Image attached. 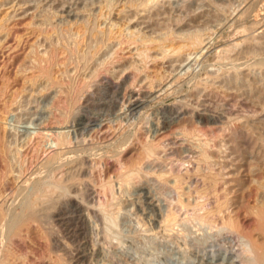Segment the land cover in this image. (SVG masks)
<instances>
[{"label":"rangeland","instance_id":"374dc122","mask_svg":"<svg viewBox=\"0 0 264 264\" xmlns=\"http://www.w3.org/2000/svg\"><path fill=\"white\" fill-rule=\"evenodd\" d=\"M107 1L117 2L108 7ZM127 2L0 0V39L12 35L0 50V160L8 161L1 166L19 190L15 197L11 187L4 191L0 209L11 207V216L36 192L38 180L44 189L62 179L48 197L51 204L38 207L46 217L32 220L23 237L7 234L10 217L0 224V264H257L242 234L262 241L257 213L264 210V0H155L144 12ZM41 12H47L46 23ZM79 22L87 23V31ZM193 34L202 36L206 49L187 56L182 39ZM59 43L67 50L55 52L52 66L41 63L57 71L51 72L52 86L45 78L33 81L35 53L46 57ZM142 47L144 60L137 57ZM228 47L225 59L221 50ZM92 49L88 61L78 59ZM11 56L20 63L14 70ZM92 74L89 92L74 96ZM53 78H59L55 84ZM63 134L69 143L59 145ZM126 172L132 174L128 182L120 179ZM171 212L175 222L164 228L162 219ZM207 212L210 223L198 218ZM228 215L240 233L222 227Z\"/></svg>","mask_w":264,"mask_h":264},{"label":"bare ground","instance_id":"6f19581e","mask_svg":"<svg viewBox=\"0 0 264 264\" xmlns=\"http://www.w3.org/2000/svg\"><path fill=\"white\" fill-rule=\"evenodd\" d=\"M126 1H128L127 3L129 4V6L130 7H135V9H137V10H140L141 12L143 11H146V10H149L148 8L150 7L151 9H152V7L150 6V5H152V3L155 1V0H137V1H135V0H126ZM29 2V1H28ZM108 2V1H107ZM114 2V1H113ZM117 2V1H116ZM115 2V3H116ZM157 2V1H156ZM64 3V2H63ZM115 3L114 4H112V5H115ZM108 4H110V2H108ZM111 4L110 5H108V7L110 6L111 7ZM106 5V4H105ZM156 5V4H155ZM102 6H104V5H102ZM101 6V7H102ZM129 6H127V7H129ZM35 7V6H34ZM108 7L106 6V8L108 9ZM113 7V6H112ZM36 8V7H35ZM126 8V7H125ZM89 9V8H88ZM117 9V8H116ZM72 10V9H71ZM110 10V11H109ZM109 10H107L108 12H111V10H112V8L111 9H109ZM123 10H125V9H123ZM63 11V10H62ZM68 11V10H67ZM69 11H70V9H69ZM73 11V10H72ZM122 11V10H121ZM102 12V11H101ZM140 12V13H141ZM245 12V11H244ZM45 13H47V12H45ZM45 13H43L42 14V12H41V14L43 15V17H42V19L44 20L45 19V23H46V14ZM74 13V12H73ZM106 14H107V12H105ZM48 14H49V12H48ZM47 14V15H48ZM102 14V13H101ZM105 14V15H106ZM126 14V13H125ZM64 15V14H63ZM89 15V14H88ZM49 16V15H48ZM54 16V15H53ZM78 16V15H77ZM103 16V15H102ZM51 17H52V15H51ZM60 17V16H59ZM48 18H50V17H48ZM65 18V17H64ZM66 18H68V17H66ZM78 18V17H77ZM52 19V18H51ZM55 19V18H54ZM53 19V20H54ZM93 19V18H92ZM128 19V18H127ZM42 20V21H43ZM65 19H63V21H64ZM71 20H75L74 19V17L71 19ZM88 20V19H87ZM94 20V19H93ZM237 20V19H236ZM50 21V20H49ZM62 21V20H61ZM83 21V20H82ZM244 21V20H243ZM44 22V21H43ZM57 22H59V21H57ZM77 22V21H76ZM85 22V21H84ZM60 23V22H59ZM70 23V22H69ZM68 23V24H69ZM72 23H73V21H72ZM82 23V22H81ZM236 23V22H235ZM47 24H48V22H47ZM58 24V23H57ZM65 24V22L63 23V25ZM71 24V23H70ZM74 24V23H73ZM77 24V23H76ZM79 24H80V22H79ZM78 24V25H79ZM87 24V23H86ZM86 24H83L82 23V25L80 24V26L82 27V30L84 29V30H86L87 31V29H86ZM92 24V23H91ZM240 24H241V22H240ZM41 25H42V23H41ZM50 25V24H49ZM62 25V26H63ZM72 25V24H71ZM40 26V25H39ZM75 26V25H74ZM80 26H77L78 28L80 27ZM1 27V26H0ZM37 27V26H36ZM53 27V26H52ZM58 27H60V24H59V26ZM67 27V26H66ZM66 27L64 26L62 29H66ZM237 27V26H236ZM5 28V27H4ZM7 29V28H6ZM57 29V28H56ZM67 29H68V27H67ZM77 29V28H76ZM240 29V28H239ZM8 30V29H7ZM39 30H41V28L39 29ZM53 30V29H52ZM51 30V31H52ZM60 30V29H59ZM69 30H71V28L69 29ZM69 30H68V32H69ZM73 30V29H72ZM78 30V29H77ZM121 30V29H120ZM1 31V30H0ZM38 31V30H37ZM54 34L56 33V30L54 29ZM90 31V30H89ZM6 32V31H5ZM31 32H32V30H31ZM43 32V31H42ZM60 32V31H59ZM58 32V33H59ZM67 32V33H68ZM78 32V31H77ZM92 32V31H91ZM120 32V31H119ZM1 33V32H0ZM38 33H40V32H38ZM38 33H36V34H38ZM44 33V32H43ZM46 33V32H45ZM45 33H44V35H45ZM63 33H64V31H63ZM66 33V32H65ZM66 33V34H67ZM85 33V32H84ZM93 33V32H92ZM107 33H109V32H107ZM122 33V32H121ZM193 33V32H192ZM195 33V32H194ZM15 34V33H14ZM40 34H42V33H40ZM50 34V33H49ZM53 34V33H52ZM91 34V33H90ZM95 34V33H94ZM101 34H103V33H101ZM110 34V33H109ZM120 34V33H119ZM201 34V33H200ZM200 34H193V35H191V36H189L188 38H184V39H182L183 41L184 40H186L187 39V44L186 45H184V47H188V49H186V48H184V49H186V50H189V52H188V55L187 56H191V54L193 53V52H195L196 50H199L200 52L201 51H203L204 49H206L205 47H206V43H204L205 41H203V38H202V36L200 35ZM39 35V34H38ZM51 35V34H50ZM56 35V34H55ZM71 35V34H70ZM80 35H81V32H80ZM96 35V34H95ZM121 35V34H120ZM188 35V34H187ZM187 35H186V37H187ZM190 35V34H189ZM11 36L12 35H10V33H7L6 35H4V37L5 38H3L2 40L0 39V50L1 49H3V48H5V44L6 43H9L10 42V39H11ZM40 36V35H39ZM47 36H49V35H47ZM46 36V37H47ZM59 36V35H58ZM65 36V35H64ZM82 36H84V38H85V35H82ZM112 36V35H111ZM130 36H131V33H130ZM129 36V39L131 38ZM134 36V35H133ZM181 36V35H180ZM16 37V36H15ZM50 37V36H49ZM49 37H47V38H49ZM59 37H61V35L59 36ZM72 37V36H71ZM92 37V36H91ZM100 37V36H99ZM103 37V36H102ZM110 37V36H109ZM136 37V36H135ZM169 37V36H168ZM172 37V36H171ZM173 37H174V35H173ZM182 37V36H181ZM17 38V37H16ZM15 38V39H16ZM44 38V37H43ZM68 38H70V36L68 37ZM82 38V37H81ZM137 38V37H136ZM150 38V37H149ZM148 38V39H149ZM162 38V37H161ZM166 38V37H165ZM165 38H163L164 40H165ZM251 37H249L248 39L247 38H245L246 39V41H247V44L250 46L252 43H253V39H250ZM65 39H66V37H65ZM91 40H92V38H90ZM128 39V38H127ZM128 39V41L130 42V40ZM134 39V38H133ZM133 39H131V42H133L134 40ZM172 38H170L169 39V41L171 40ZM173 39H176L175 37L173 38ZM205 39V38H204ZM12 40V39H11ZM54 40V39H53ZM52 40V41H53ZM63 40V39H62ZM67 40V39H66ZM84 40V39H83ZM90 40V41H91ZM100 40V39H99ZM107 40V39H106ZM108 40H109V38H108ZM133 40V41H132ZM141 40H142V43H143V39L141 38ZM24 41V40H23ZM28 41V40H27ZM45 41V40H44ZM67 41H69V40H67ZM79 41V40H78ZM96 41H98V40H96ZM100 41H102V40H100ZM128 41H127V43H128ZM139 41V40H138ZM149 41H151L150 39H149ZM148 41V42H149ZM153 41V40H152ZM157 41H159V39L157 40ZM156 40H155V42H157ZM172 42H173V40H171ZM179 41V40H178ZM29 42V41H28ZM48 42V41H47ZM50 43H51V40L49 41ZM56 42H57V39H56ZM61 42H63V41H61ZM72 42V41H71ZM84 42V41H83ZM89 41H87V43H88ZM99 42V41H98ZM97 42V43H98ZM126 42V41H125ZM140 42V41H139ZM162 42V41H161ZM165 42V41H164ZM167 42V41H166ZM171 42V43H172ZM67 43V42H66ZM100 43V42H99ZM126 43V44H127ZM136 43V42H135ZM159 43V42H158ZM179 43H180V41H179ZM181 43H183V42H181ZM16 44V43H15ZM14 44V45H15ZM52 44V43H51ZM60 44V43H59ZM72 44H73V42H72ZM81 44V43H80ZM92 44V45H91ZM90 45L88 44V46L90 47V48H92V46L94 45L93 44V41H92V43H91ZM104 44V43H103ZM130 44V43H129ZM133 44V43H132ZM141 44V43H140ZM140 44H139V46H140ZM147 44H150V43H147ZM152 44V43H151ZM154 44H156V43H154ZM160 44V43H159ZM164 44V43H163ZM13 45V44H12ZM34 45V44H33ZM36 45V44H35ZM39 44H37V46H38ZM41 46H42V44H40ZM57 45V44H56ZM61 45V44H60ZM131 45V44H130ZM144 45V44H143ZM173 45V44H172ZM231 45H233V44H231ZM253 45V44H252ZM17 46V45H16ZM50 46V45H49ZM66 46V45H65ZM65 46L63 47L62 45L60 46V47H54V46H52V47H50V48H52V50H51V54L49 53V54H47V56L45 57V56H42V55H45V54H41V55H39V54H37V52L35 53V55L33 56L31 53V57L33 56L34 57V60L35 61H37V64H31L30 66H31V71H32V69H35L34 71H36L37 72V76H35V77H32L31 76V79L34 81H36V80H38L39 81V78H45L46 79V81L47 80H49L48 81V83L50 82V78H51V72H54V71H52V67H51V69L46 65L45 66V64H44V66H42L41 65V63H43L44 61H46V63L47 62H49L48 64H49V66H52L53 64V59H54V57L56 56V51L58 50V49H60L61 50V47H63L64 48V50H67L66 48H65ZM72 46V45H71ZM73 46H75L74 44H73ZM128 46V45H127ZM159 46V45H158ZM161 46H163V45H161ZM164 46H167V45H164ZM22 47V46H21ZM21 47H20V49H21ZM32 47V46H31ZM36 47V46H35ZM83 47H84V45H83ZM86 47H87V45H86ZM94 47V46H93ZM148 47V46H147ZM146 47V48H147ZM153 47V46H152ZM157 47V46H156ZM173 47V46H172ZM179 47H181V46H179ZM183 47V46H182ZM181 47V48H182ZM14 48V47H13ZM12 48V49H13ZM16 48V47H15ZM37 48V47H36ZM69 48V47H68ZM73 48V47H72ZM80 48H82V47H80ZM143 48V47H142ZM169 48V47H168ZM177 48V47H176ZM176 48L174 49L175 50V53H176ZM181 48H180V52H181ZM10 49L11 48H9V51H10ZM70 49V48H69ZM75 50H77L78 49V46L76 45L75 46V48H74ZM150 49V48H149ZM165 49V48H164ZM170 49H171V47H170ZM183 49V50H184ZM223 49V48H222ZM230 49H232V47H228V49L226 48H224L223 50H221V52H224L225 51V53L223 54L224 56H222L223 58H225L226 57V55L225 54H227L228 55V53H227V51L230 53ZM249 49V48H248ZM14 50V49H13ZM12 50V51H13ZM35 49H33V51H34ZM37 50V49H36ZM39 50V49H38ZM45 50V49H44ZM59 50V51H60ZM64 50H63V52H64ZM93 50L94 49H92V52H93ZM159 50H162V49H159ZM167 50V49H166ZM166 50H162L163 52L165 51L166 52ZM169 50V49H168ZM167 50V51H168ZM173 50V49H172ZM192 50H193V52H192ZM30 51H32V50H30ZM32 51V52H33ZM62 51V50H61ZM90 51H91V49H90ZM88 52V54H86L85 52H84V54L82 53L80 56H79V58L78 59H86V58H90L91 56H94L93 54H94V52L92 53V52ZM138 51H139V49H138ZM142 51V50H141ZM20 52V50H18V52L17 53H19ZM45 52V51H44ZM43 52V53H44ZM70 52V50L68 51V53ZM71 52H73V51H71ZM146 52H147V50H146ZM161 52V51H160ZM187 52V51H186ZM221 52H220V54H221ZM12 53V52H11ZM39 53H40V51H39ZM53 53V54H52ZM55 53V54H54ZM149 53V52H148ZM171 53V52H170ZM169 53V54H170ZM1 54V53H0ZM13 54V53H12ZM11 54V55H12ZM16 54V53H15ZM34 54V53H33ZM67 54V53H66ZM89 54H91V56H88ZM138 54V58H141V60H144L145 59V57H147V55L148 54H146L145 52H144V48H143V52H139V53H137ZM136 54V55H137ZM161 54V53H160ZM163 54V53H162ZM165 54V53H164ZM163 54V55H164ZM198 54V53H197ZM14 55V54H13ZM24 55V54H23ZM25 55H28V54H26L25 53ZM24 55V57H26ZM55 55V56H54ZM150 55V54H149ZM166 55V54H165ZM167 55H168V53H167ZM176 55V54H175ZM180 55V54H179ZM7 56V55H6ZM74 56V55H73ZM87 56V57H86ZM218 56V55H217ZM216 56V57H217ZM228 56H230V55H228ZM30 57V56H29ZM33 57L32 58H29V62L30 63H32L30 60L31 59H33ZM71 57V56H70ZM70 57H67V58H70ZM149 57V56H148ZM157 57V56H156ZM168 57V56H167ZM176 57V56H175ZM182 57V56H181ZM20 58V57H19ZM23 58V57H22ZM153 58V57H152ZM164 58V57H163ZM166 58V57H165ZM180 58V57H179ZM187 58V57H186ZM227 58V57H226ZM225 58V59H226ZM21 59V58H20ZM25 59V58H24ZM26 59H28V58H26ZM76 59V58H75ZM151 59V58H150ZM155 59V58H154ZM6 60H9V59H6ZM11 60L12 61H10V66L12 65V69H13V67L15 68L17 65H18V63H19V60H18V63L16 64V62H17V59H16V56H11ZM33 60V61H34ZM64 60L66 61V59L64 58ZM71 60V59H70ZM70 60H67L68 62L70 61ZM90 60V59H89ZM21 61H22V59H21ZM25 61V60H24ZM43 61V62H42ZM86 61H88L87 59L85 60V62ZM113 61V60H112ZM111 61V62H112ZM148 61V60H147ZM2 62V61H1ZM3 62H4V60H3ZM23 62V61H22ZM54 62H55V60H54ZM74 62H75V60H74ZM142 62V61H141ZM29 63V64H30ZM45 63V62H44ZM81 63V62H80ZM108 63V62H107ZM113 63H114V61H113ZM15 64V65H14ZM20 64V63H19ZM59 64V63H58ZM57 63H56V66L58 65ZM78 64V63H77ZM77 64H76V66H77ZM82 64V63H81ZM83 64H85V63H83ZM90 64V63H89ZM6 65V64H5ZM5 65L4 66H2V67H5ZM22 65V64H21ZM20 65V66H21ZM64 65H65V63H64ZM63 65V66H64ZM106 65V64H105ZM23 66V65H22ZM59 66V65H58ZM73 67H75L74 65H72ZM28 68H29V65L27 66ZM48 67V68H47ZM60 67V66H59ZM59 67H58V69H59ZM62 67V66H61ZM65 67V66H64ZM82 67H84V66H82ZM87 67V66H86ZM93 67V66H92ZM80 68H81V66H80ZM2 69V68H1ZM6 69V68H5ZM8 69V68H7ZM6 69V70H7ZM17 69V68H16ZM23 69V68H22ZM21 69V71L24 73V71L25 70H22ZM27 69V68H26ZM66 69H67V67H66ZM103 69H105V68H103ZM138 69V68H137ZM14 70V69H13ZM2 71H3V69H2ZM21 71H18V72H21ZM28 71H29V69H28ZM31 71H30V73H31ZM70 71V70H69ZM79 71H81V70H79ZM57 72V71H56ZM56 72H54V73H56ZM87 72V71H86ZM4 73H6V72H4ZM85 73V72H84ZM92 73H94V72H92ZM13 74V73H12ZM17 74V73H16ZM34 74H35V72H34ZM67 74V73H66ZM99 74V73H98ZM6 75V74H5ZM22 75V74H21ZM54 75V74H53ZM8 76V75H7ZM15 76V75H14ZM17 76V75H16ZM24 76V75H23ZM56 76V75H55ZM95 76H96V74H95ZM3 77H5L4 76V74L2 73V72H0V79H2ZM53 77V76H52ZM68 77V76H67ZM87 77H90V76H86V78ZM98 77V76H97ZM9 78V77H8ZM8 78H7V80H8ZM17 78V77H16ZM25 78V77H24ZM85 78V79H86ZM207 78V77H206ZM26 79H28L27 78V76H26ZM30 79V78H29ZM40 79V80H41ZM57 79H59V78H57ZM56 79V80H57ZM87 79H89V78H87ZM94 74H92V77H90V79L88 80V82L87 81H85L84 83L85 84H82L81 86L82 87H80L79 85V87H77L78 89L77 90H75L74 92H75V94L77 93L76 91H78V92H80V91H83V90H87L88 91V89L87 88H91L92 87V85H91V83H94L93 81H94ZM31 80V81H32ZM56 80L54 81V78L53 79H51V81H53L54 82V84H55V82H56ZM68 80H69V78H68ZM84 80V79H83ZM82 80V81H83ZM3 81V80H2ZM9 83L11 82L10 81V78H9ZM13 81H14V79H13ZM29 81V80H28ZM33 81H32V83H33ZM46 81L44 80V82L46 83ZM59 81V80H58ZM81 81V82H82ZM101 81V80H100ZM1 82V81H0ZM30 82V81H29ZM52 82V83H53ZM2 83V82H1ZM31 83V82H30ZM47 83V84H48ZM51 83V82H50ZM50 83H49V85H50ZM72 83V82H71ZM57 84V83H56ZM60 83L58 82V85H59ZM5 85L7 86V84L5 83ZM12 85V84H11ZM34 85V84H33ZM45 85V84H44ZM70 85V84H69ZM91 85V86H90ZM2 86H4V85H2ZM9 86V85H8ZM47 86V85H46ZM50 86H52V85H50ZM24 86H22V88H23ZM31 87V86H30ZM45 87V86H44ZM47 87H49V86H47ZM25 88V87H24ZM29 88V87H28ZM46 88V87H45ZM50 88V87H49ZM48 88V89H49ZM53 88V87H52ZM63 88V87H62ZM6 89V88H5ZM5 89H3V90H5ZM21 89V88H20ZM27 89V88H26ZM34 89H35V87H34ZM43 90H44V88H42ZM47 89V90H48ZM66 89V88H65ZM71 89V88H70ZM160 89H161V87H160ZM2 90V89H1ZM9 90H10V87H9ZM24 90V89H23ZM29 90V89H28ZM31 90V89H30ZM60 90H62V89H60ZM74 90V89H73ZM7 91V90H6ZM21 91H22V89H21ZM69 91H71V90H69ZM45 92V91H44ZM62 92V91H61ZM68 92V91H67ZM84 92V91H83ZM89 92V91H88ZM3 93V92H2ZM82 93V92H81ZM85 93V92H84ZM7 94V93H6ZM67 94V93H66ZM79 94V93H78ZM2 95V94H1ZM5 95V94H4ZM68 95V94H67ZM5 96H7V95H5ZM74 96H77V94L76 95H74ZM79 96H80V94H79ZM70 97H71V94H70ZM76 98V97H75ZM68 99V98H67ZM74 100V99H73ZM136 100V99H135ZM79 101V100H78ZM76 102V101H75ZM134 103H135V101H134ZM70 104V103H69ZM71 105H72V102H71ZM70 106V105H69ZM71 107V106H70ZM74 108V107H73ZM62 137H60V138H58V144L59 145H65V144H67V143H69L68 142V140L66 139V137H64L65 135L63 134V135H61ZM3 137V136H2ZM1 137V138H2ZM0 138V139H1ZM70 140V139H69ZM12 143H13V141H12ZM5 144V143H4ZM8 144V143H7ZM10 144V143H9ZM204 144L205 143H203V146H204ZM154 146H155V144H153ZM153 145L151 146V147H147L146 148V153L148 154V156L149 155H153V153H154V147H153ZM202 145V144H201ZM206 145V144H205ZM4 146V145H3ZM6 146V145H5ZM10 146V145H9ZM200 147V146H199ZM202 147V146H201ZM204 147H207V146H204ZM203 147V148H204ZM4 148V147H3ZM9 148V147H8ZM8 148L6 149V152H8ZM14 148V147H13ZM16 148V147H15ZM14 148V149H15ZM5 149V148H4ZM201 149V148H200ZM12 150V149H11ZM10 150V148H9V152L11 151ZM17 150V149H16ZM89 150V149H88ZM197 150H199L198 148H197ZM204 150H206V149H204ZM14 152H15V150H13ZM207 151H208V149L206 150V153H207ZM71 152V151H70ZM198 152V151H197ZM18 153H19V151H18ZM200 155H205L206 153L201 149L200 150V152H198ZM205 153V154H204ZM8 154V153H7ZM14 154V153H13ZM15 154H17V153H15ZM18 155V154H17ZM206 155H209V154H206ZM4 156L5 157H9V155L8 156H6V154L4 153ZM13 156H16V155H13ZM12 156V157H13ZM19 156V155H18ZM63 156H65V155H63ZM63 156H60V159L63 157ZM10 157H11V154H10ZM199 158H200V156H198ZM209 157H210V155H209ZM209 157L207 158V159H209ZM0 158H4V157H2V156H0ZM6 158V159H7ZM1 159V160H2ZM50 159V158H49ZM59 158H57V160H58ZM64 159V158H63ZM63 159H61L62 161H63ZM1 160H0V197H2L4 194H3V192L5 191V193H6V190L8 189V190H10V187L12 186L13 187V185H11L10 186V184H9V181H8V178H7V173H5V171H4V164L6 163V162H8V161H6L5 159H4V161H2L1 162ZM9 160V159H8ZM56 160V159H55ZM73 160H75V159H73ZM52 161V160H51ZM59 161V160H58ZM10 162H13V161H10ZM47 162V161H46ZM45 162V163H46ZM1 163L3 164V167L1 166ZM55 163V162H54ZM53 163V164H54ZM59 163V162H58ZM43 164V163H42ZM52 164V163H51ZM70 164V163H69ZM6 165H8V164H5V166ZM77 165V164H76ZM43 166V165H42ZM46 166V165H45ZM47 166H48V163H47ZM10 167V166H9ZM7 168V167H5V168H7L6 169V171L8 170V171H11L10 170V168L12 167H10V168ZM15 167V166H14ZM12 169V168H11ZM21 169V168H20ZM43 169H44V167H43ZM18 170V169H17ZM7 171V172H8ZM15 172H16V170H14ZM21 171V170H20ZM19 171V172H20ZM11 172H13V171H11ZM14 172V173H15ZM18 172V171H17ZM78 172V171H77ZM130 172V171H129ZM9 173V172H8ZM76 173V172H75ZM79 173V172H78ZM131 173H133V171H131ZM131 173H128V172H126V173H124L123 174V176H121L120 177V179H122L124 182H128V179H129V176H130V174ZM36 174V173H35ZM34 174V175H35ZM63 174V173H62ZM9 175V174H8ZM14 175V174H13ZM13 175H11V176H13ZM73 175H74V173H73ZM19 176H21L20 174H19ZM29 176V175H28ZM66 176V175H65ZM75 176H76V174H75ZM75 176H73V177H75ZM131 176H132V174H131ZM67 177V176H66ZM72 177V176H71ZM68 177L69 179V181H71V185L72 186H75V184H74V181L76 182V181H78V180H74V178L72 177ZM18 178V177H17ZM60 178H61V174H60ZM131 178V177H130ZM25 179V178H24ZM56 179V178H55ZM57 179H59V178H57ZM119 179V178H118ZM10 180H11V178H10ZM54 180V179H53ZM60 180H62V179H59V180H55V182L53 183V185H49V186H46L44 189H43V187L41 186V183H40V181L38 180L37 182H36V184H35V186L37 187V189H36V192H31V193H33L32 194V196L29 198V199H27V200H25V202H22L23 204L21 205V208H17V209H19V211L17 212L16 211V213H14L13 215H11V213H10V215L11 216H8V215H6V212H9V211H11V207L9 208V206H8V208L10 209H8L7 211H4L5 210V207H4V209L2 210V209H0V224L3 226V224L5 223L4 221L7 219L8 220V218H7V216L8 217H10L11 219H9L10 221L8 222V224H7V227H6V231H7V234L9 235V237L12 239H14L15 237L17 238V237H23V235L21 236V233L22 232H25V230H27L28 231V229L30 228V224L33 222L32 220H34V222L33 223H35V219H36V223L38 222L37 221V217L38 216H40V214L38 213L39 211V209H38V207L40 208V207H42L41 205L43 204V202H45L46 200L48 201V197L50 196V193H52V191H53V189L54 190H56V192H57V190H59V188H57V187H59V185H61L60 184ZM130 180V179H129ZM172 182H173V186H174V188H178L179 187V185H180V179L179 178H177V177H175V178H172ZM26 181V180H25ZM36 181V180H35ZM80 181V180H79ZM120 181V180H119ZM118 181V182H119ZM11 182V181H10ZM109 182V181H108ZM107 182V183H108ZM121 182V181H120ZM124 182H121V183H124ZM25 183V182H24ZM23 183V184H24ZM31 183V182H30ZM70 183V182H69ZM106 183V186L107 185H109V184H107ZM17 184V183H16ZM22 184V185H23ZM27 184H29V183H27ZM27 184H26V186H27ZM78 184V183H77ZM25 185V184H24ZM45 185V184H44ZM47 185V184H46ZM66 185V184H65ZM25 186V187H26ZM30 186V185H29ZM62 186V185H61ZM71 186V187H72ZM105 186V185H104ZM11 187V188H12ZM24 187V188H25ZM108 187H110V186H108ZM23 188V187H22ZM23 188V189H24ZM27 188V187H26ZM57 188V189H56ZM107 188V187H106ZM12 189H14V188H12ZM28 189V188H27ZM15 190H17V189H14V190H12V191H15ZM107 190H108V188H107ZM18 192H19V190H17ZM17 191H15V192H12V194L13 193H17ZM24 191V190H23ZM27 191V190H26ZM26 191H24V192H22V193H25ZM106 191V190H105ZM9 192V191H8ZM109 192V191H108ZM21 193V192H20ZM19 193V196H21L22 194H20ZM29 193V192H28ZM54 193V192H53ZM110 193H111V191H110ZM1 194H2V196H1ZM7 194V193H6ZM11 193H9V195H10ZM11 194V195H12ZM18 194V193H17ZM115 194V193H114ZM113 195V194H112ZM116 195V194H115ZM6 197H7V195H5ZM5 196H4V198H5ZM12 197H15V194H13V196ZM11 197V200H13V202H16V200L14 201V199ZM25 197V196H24ZM19 198H21V197H19ZM22 198H23V196H22ZM2 199V198H1ZM6 199V198H5ZM8 199V198H7ZM51 199V198H50ZM49 199V200H50ZM108 199H109V197H108ZM111 199H114L113 198V196H112V198ZM110 199V200H111ZM10 200V201H11ZM147 200V202L150 204V205H152V206H155L154 205V199L152 200V199H150V198H148V199H146ZM3 201V200H2ZM6 201V200H5ZM19 201V200H18ZM4 202V201H3ZM2 202V203H3ZM51 202V201H50ZM49 201L48 202H45V204H43V205H45L46 206V203L47 204H51ZM112 202H114V201H112ZM0 203H1V200H0ZM2 203L0 204V205H2ZM11 203V202H10ZM111 203V202H110ZM117 203V202H116ZM115 203V204H116ZM147 203V204H148ZM11 204H13V203H11ZM10 204V205H11ZM15 204V203H14ZM13 204V205H14ZM17 205V204H16ZM101 205V204H100ZM106 205V204H105ZM110 205V204H109ZM4 206V205H3ZM45 206H43V208H45ZM102 206V205H101ZM113 206V205H112ZM14 207V206H13ZM47 207H49V205L47 206ZM100 207V206H99ZM104 207V206H103ZM106 207V206H105ZM104 207V208H105ZM111 207V206H110ZM116 207V206H115ZM0 208H2L1 206H0ZM103 208V209H104ZM107 208V207H106ZM105 208V209H106ZM50 209V208H49ZM102 209V208H101ZM111 209V208H110ZM15 210V209H14ZM42 210V209H41ZM44 210H48V208L47 209H44ZM43 210V211H44ZM108 210V209H107ZM42 211V212H43ZM49 211V210H48ZM102 211V210H101ZM106 211V210H105ZM12 212V211H11ZM42 212H41V214H42ZM104 212V211H103ZM45 213V212H44ZM7 214H9V213H7ZM46 214H47V212H46ZM45 214V215H46ZM104 215H106L107 216V214H105V213H103ZM210 212L208 213L207 212V214L205 213V214H201L200 215V217H198V218H200L202 221H209V219H210ZM112 215V214H111ZM110 215V216H111ZM109 216V215H108ZM257 216H258V218H259V229H260V233H261V236H262V241L261 240H259L258 238H256V237H254L252 234H242V237L245 239V242H246V246H247V252H249V253H251L252 255H253V260H254V262L255 263H257V264H264V210H262V211H259L258 213H257ZM40 217H46V216H43V214L40 216ZM39 217V218H40ZM175 215H174V212L172 213H169V215L167 214V216L164 218V219H162V225H163V227L165 228V227H168V226H170V225H172L174 222H175ZM46 219V218H45ZM42 220V219H41ZM41 220H39L40 222H41ZM212 220V219H211ZM211 220H210V222H211ZM2 222H4L3 224H2ZM31 222V223H30ZM210 222H207V223H210ZM222 227L223 228H226V229H230V230H235L236 232H239L240 233V230L238 229V227H237V225H236V222H234V220H233V218H232V216H225L223 219H222ZM5 225H6V223H5ZM36 226H37V224H36ZM39 227V226H38ZM1 230V229H0ZM24 230V231H23ZM35 230V229H34ZM3 231V230H2ZM5 231V230H4ZM5 231V232H6ZM26 231V232H27ZM32 231V230H31ZM30 232V231H29ZM34 232V231H33ZM1 233V232H0ZM28 233V232H27ZM27 233H25V235L27 234ZM3 235V234H2ZM31 235V234H30ZM4 236V235H3ZM26 236H28V234L26 235ZM26 238V237H25ZM3 239V238H2ZM19 240H23L24 238H18ZM5 240V239H4ZM9 240V239H8ZM8 240H6L7 242H8ZM32 240V239H31ZM15 241V240H14ZM23 241H25V240H23ZM17 242V241H16ZM12 243V242H11ZM10 243V244H11ZM17 244V243H16ZM13 245V244H12ZM24 245V244H23ZM10 246V245H9ZM1 247V246H0ZM7 247V246H6ZM3 248V247H2ZM26 248H28V247H26ZM30 250V249H29ZM32 250V249H31ZM30 250V251H31ZM6 251V250H5ZM24 251V250H23ZM28 251V250H27ZM30 251H28V252H30ZM33 251V250H32ZM9 253V252H8ZM7 253V254H8ZM11 253V252H10ZM23 253V252H22ZM13 254V253H12ZM9 255V254H8ZM33 255V254H32ZM11 257V256H10ZM13 257V256H12ZM16 257H21L20 256V254L18 255V256H16ZM28 257H29V255H28ZM34 257V256H33ZM5 258V257H4ZM26 258V257H25ZM6 259H7V255H6ZM19 259V258H18ZM24 259V258H23ZM39 259V258H38ZM37 259V260H38ZM2 260H4V259H2ZM8 260V259H7ZM25 260V259H24ZM23 260V261H24ZM27 260V259H26ZM6 260H4L3 262H5ZM28 261V260H27ZM39 261V260H38ZM0 262H2L1 260H0ZM6 262H9V261H6ZM30 262H32V261H30ZM37 262V261H36ZM36 262H34V263H36ZM10 263V262H9ZM5 264V263H4ZM7 264V263H6ZM12 264H13V262H12ZM15 264V263H14ZM31 264V263H30Z\"/></svg>","mask_w":264,"mask_h":264}]
</instances>
